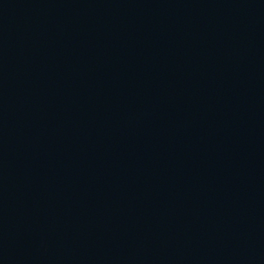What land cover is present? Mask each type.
I'll list each match as a JSON object with an SVG mask.
<instances>
[{
	"label": "water",
	"instance_id": "obj_1",
	"mask_svg": "<svg viewBox=\"0 0 264 264\" xmlns=\"http://www.w3.org/2000/svg\"><path fill=\"white\" fill-rule=\"evenodd\" d=\"M0 264H264V0H0Z\"/></svg>",
	"mask_w": 264,
	"mask_h": 264
}]
</instances>
